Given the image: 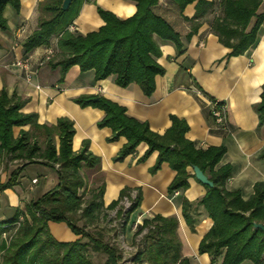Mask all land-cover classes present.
<instances>
[{"label":"trees","instance_id":"16d2710c","mask_svg":"<svg viewBox=\"0 0 264 264\" xmlns=\"http://www.w3.org/2000/svg\"><path fill=\"white\" fill-rule=\"evenodd\" d=\"M85 1L92 0H72L65 11L61 10L62 0L40 2L38 28L26 39L25 51L48 45L55 36L58 52L48 63L59 70L60 81L76 65L80 72L92 70L94 81L114 76L118 86L137 83L146 95H150L155 88V77L165 71L157 62L161 49L156 38L172 42L178 52H182L179 33L152 10L159 0H132L137 11L125 19L96 5L103 24L98 30L82 35L69 31L68 26ZM171 1L180 13L195 2L192 18H185L191 22L184 36L187 40L197 32L200 19L218 7L219 13L210 26L219 42L230 49L228 57L243 54L258 41L264 21V10L258 12L262 0ZM6 5L18 12L20 1L0 0V30L7 28L2 16ZM74 102L80 107L92 106L103 111L104 116L97 122V127L110 128L107 141H115L121 136L126 139L114 161L123 160L143 142L147 149L138 161H143L153 151L158 152L155 164L149 169L151 173L156 172L163 162L169 163L176 172L167 187L169 193L188 187L187 179L191 176L188 167L192 165L198 166L213 183L211 187L204 185L206 192L199 199L189 201L183 198L181 201V213L191 231H194L201 214L212 221L199 243V253H208L211 261L222 256L220 264H241L246 260L263 264L264 233L254 228L253 223L264 224V182L255 183L253 193L247 199H243L238 190H227L225 183L231 175V166H219L226 150L223 145L196 148L185 137L187 122L175 115L170 116L172 122L167 130L158 135L147 123L127 116L123 106L104 96L83 94L74 98ZM23 104L24 100L15 94L8 96L3 89L0 90V154L23 161L20 167L12 170L9 179L0 184V191L15 183L26 163L38 162L55 167L58 182L49 192L28 203L24 212L17 211L8 221H0V264H94L90 251L105 255L101 264H121V255L115 245L105 241L101 232L92 234L85 223L78 225V222L87 219L92 223L99 218L101 209H115L124 228L139 207L140 192L136 191L132 196L131 189L123 188L117 200L103 207L104 180L100 173V159L90 153L88 141L82 143L79 151H73V121L59 117L54 126L39 125L36 113L21 112ZM254 109L260 126L264 123V90ZM24 125H29V129L20 130L14 138L12 128ZM39 131L44 135L42 144L38 141ZM54 132L59 138L58 148L53 141ZM86 171L97 173L98 184L91 191L86 186ZM87 194L90 199L85 201ZM124 197L130 201L125 210L120 204ZM50 221L63 222L79 235L78 239L56 241L47 227ZM13 229L15 231L7 242L2 235ZM177 231L178 220L174 216L156 215L143 219L135 230L136 235L141 234L142 246L137 248L134 260L147 264H190L189 258L181 254Z\"/></svg>","mask_w":264,"mask_h":264},{"label":"crops","instance_id":"0c3cea01","mask_svg":"<svg viewBox=\"0 0 264 264\" xmlns=\"http://www.w3.org/2000/svg\"><path fill=\"white\" fill-rule=\"evenodd\" d=\"M19 1L18 12L11 5H6L3 10L7 28L0 30V90L3 89L8 96L15 94L24 100L21 112L36 113L39 125L54 126L59 117L73 121V151H79L82 143L88 141V150L100 159V173L104 180L103 207L117 200L123 188L131 189V193L139 191L141 201L132 215L133 220L142 224L143 219L148 220L156 215L174 216L178 220L181 254L189 258L190 264H220L222 256L211 261L208 253L198 252L201 239L212 225L211 219L201 214L194 231H191L181 213L183 198L194 201L206 192L205 186L192 175L191 168L188 167L191 173L187 179L188 187L169 193L167 187L176 172L167 162L161 163L156 172L149 171L156 162L157 151L138 161L147 149L145 143H139L135 151L123 160L114 161L126 139L121 136L115 141H107L111 135L110 128L97 127V122L104 116L103 111L92 106L80 107L74 98L83 94L104 96L123 106L127 116L147 123L150 130L158 135L170 126L171 115L184 119L188 125L185 137L196 148L225 147L219 161V166H231L225 188L238 190L243 199H247L253 193L254 184L264 182V123L258 125L254 109L264 90V21L257 43L241 55L228 57L230 49L219 42L210 26L219 13L218 7L200 19L197 32L187 40L184 36L191 22L185 18H192L195 2L180 13L173 1L159 0L152 10L179 33L182 52L179 53L172 42L155 37L161 49L157 62L165 71L155 77V88L150 95H146L137 83L127 87L118 86L114 76L94 81L92 70L80 72L76 65L60 81L59 70L45 63L37 68L30 82L26 81L24 71L12 63L27 56L35 66L43 57L46 47L57 42V38L52 36L48 45L26 52L24 43L38 28L41 15L38 5L43 0ZM96 5L112 11L120 19L137 11L132 0L85 1L71 24L75 29L73 32L84 35L98 30L103 21L96 11ZM263 10L264 0L258 12ZM214 100L222 101L226 106L229 131L220 129L211 118V102ZM28 129L29 125L14 126L13 137L16 138L20 130ZM38 136L42 144L44 135L39 131ZM53 141L58 148L59 138L55 132ZM22 163L21 159L0 154V184L6 182L12 170ZM57 182L55 167L38 162L26 163L15 183L0 191V221H8L17 211L24 212L28 203L49 192ZM47 224L50 234L58 242H72L79 237L63 222L50 221ZM241 264L253 263L246 260Z\"/></svg>","mask_w":264,"mask_h":264},{"label":"rangeland","instance_id":"374dc122","mask_svg":"<svg viewBox=\"0 0 264 264\" xmlns=\"http://www.w3.org/2000/svg\"><path fill=\"white\" fill-rule=\"evenodd\" d=\"M97 176L92 173L86 175V186L90 191L95 188L98 184L96 182ZM81 192V191H80ZM90 194V193H89ZM87 194L84 197L85 201L90 199V195ZM123 210L126 208L123 204H121ZM133 217L126 223L125 227L121 226L123 222L122 218L116 216V210H100V216L96 221H91L87 219H83L82 221L78 222V225H82L83 223L86 224V228L92 234L99 231L101 232L103 239L110 244L115 245L119 249V253L121 255L120 262L121 264H147L141 263L137 260H134V255L137 251L138 247L142 246L141 234L136 235L135 230L132 229L134 222H132ZM15 229L12 231L10 230L7 234H3V238H6L7 242L11 238V235L14 233ZM85 240V239H84ZM91 252L92 261L94 264H101L104 259L105 255L101 253Z\"/></svg>","mask_w":264,"mask_h":264},{"label":"built area","instance_id":"2783aa9c","mask_svg":"<svg viewBox=\"0 0 264 264\" xmlns=\"http://www.w3.org/2000/svg\"><path fill=\"white\" fill-rule=\"evenodd\" d=\"M68 30L74 31V26L69 25ZM58 52L56 41L51 43L49 46L46 47V50L43 54V57H41L37 64L34 66L31 64L30 58L25 56L20 59H15V61L12 63L13 66L18 67L24 71V77L25 80L30 82L32 76L36 74V70L39 66L44 65L45 63H48L51 59H53ZM36 88H39L38 85H35ZM211 118L215 125H217L220 129H223L225 131H229L228 127V120H227V114H226V106L224 102L214 100L211 102V111H210ZM132 196L135 195V193H131ZM120 204H123L124 207L127 209L130 206V201L127 197H124L123 200L120 202ZM138 225V221L136 220L133 224L132 229H136V226ZM262 261L264 264V255L262 257Z\"/></svg>","mask_w":264,"mask_h":264},{"label":"water","instance_id":"95a60500","mask_svg":"<svg viewBox=\"0 0 264 264\" xmlns=\"http://www.w3.org/2000/svg\"><path fill=\"white\" fill-rule=\"evenodd\" d=\"M72 0H62L61 10L65 11L70 6ZM95 100V98H94ZM192 175L198 180L201 184L206 186H213V183L206 177V175L200 170V168L196 165L191 166ZM254 228H259L264 233V224L260 222L253 223Z\"/></svg>","mask_w":264,"mask_h":264}]
</instances>
